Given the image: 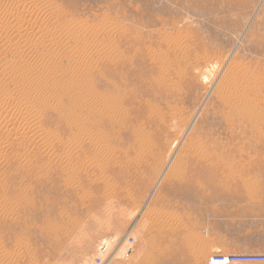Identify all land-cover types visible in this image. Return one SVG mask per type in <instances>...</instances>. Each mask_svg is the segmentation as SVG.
I'll list each match as a JSON object with an SVG mask.
<instances>
[{"label":"rangeland","instance_id":"374dc122","mask_svg":"<svg viewBox=\"0 0 264 264\" xmlns=\"http://www.w3.org/2000/svg\"><path fill=\"white\" fill-rule=\"evenodd\" d=\"M0 21V100L17 98L15 68L31 100L51 89L36 132L0 102V125L15 121L0 127V264H87L111 240L108 264L264 256V0H0ZM205 60L225 61L209 80Z\"/></svg>","mask_w":264,"mask_h":264},{"label":"bare ground","instance_id":"6f19581e","mask_svg":"<svg viewBox=\"0 0 264 264\" xmlns=\"http://www.w3.org/2000/svg\"><path fill=\"white\" fill-rule=\"evenodd\" d=\"M261 1H262V0H260V2H261ZM46 5H47V4H46ZM4 6H7V4L4 5ZM2 11H3V10H2ZM16 13H18V12L16 11ZM2 14H3V13H2ZM22 14H23V13H22ZM3 16H4V15H3ZM1 18H2V17H1ZM16 18H17V17H16ZM25 18H26V17H25ZM7 19H8V18H7ZM17 19H18L19 21H21L19 18H17ZM4 20H5V19H4ZM18 20H17V21H18ZM11 21H12V20H11ZM14 21H15V20H14ZM0 22H2V21H0ZM15 22H16V21H15ZM3 24H4V22H3L2 24H0V31L3 32L4 34H5V33L8 34V33H9V30H10L9 28H11V27H8L7 25L4 26ZM5 24H8V23H5ZM14 28H15V27H14ZM11 29H12V28H11ZM17 30H18V29H17ZM14 31H15V30H13V32H14ZM16 32H18V31H16ZM64 32H66V31H64ZM67 32H68V31H67ZM67 32H66V33H67ZM22 33H23V32H22ZM22 33H21V34H22ZM6 34H5V36L3 35L4 38L7 36ZM11 34L13 35V33H11ZM18 34H19V33H18ZM19 35H20V34H19ZM9 36H10V37H13V36H11V35H9ZM15 36H16L15 39H19V38H17L18 35H15ZM20 36H22V35H20ZM0 38H1V37H0ZM7 38H8V37H7ZM187 38H188V37H187ZM2 39H3V38H2ZM5 40H6V39H5ZM177 40H179V39H177ZM3 41H4V40H3ZM8 41H10V40L8 39ZM47 41H48V40H47ZM181 41H182V39H181ZM11 42H13V41L11 40ZM48 42H49V41H48ZM179 42H180V41H179ZM18 43H19V42H18ZM176 43H177V42H175V45H178V44H176ZM180 43H182V42H180ZM183 43H186V42H183ZM187 43H188V42H187ZM2 44H3V43H2ZM6 44H8V43H6ZM6 44H5V45H6ZM10 45H11V44H10ZM17 45H19V44L15 43V46H17ZM45 45H46V44H45ZM83 45H84V44H83ZM173 45H174V44H173ZM175 45H174V46H175ZM180 45H181V44H180ZM185 45H186V44H185ZM0 46H1V45H0ZM85 46H86V44H85ZM174 46H173V47H174ZM182 46H184V45H182ZM13 47H14V43H13L12 48H13ZM83 47H84V46H83ZM18 48H19V47H18ZM85 48H86V47H85ZM185 48H187V46H184V48L182 47V50L185 49ZM188 48H189V47H188ZM188 48H187V49H188ZM13 49H14V48H13ZM72 49H73V48H72ZM171 49H172V48H171ZM177 49H179L178 46H177ZM23 50H24V49H23ZM182 50H181V53H182ZM185 50H186V49H185ZM15 51H17V50L14 49V52H15ZM19 51H20V50H19ZM84 51H86V50H84ZM186 51L188 52V50H186ZM12 52H13V50H12ZM23 53H24V52H23ZM174 53H176V52L174 51ZM177 53H178V52H177ZM184 53H185V52H183V54H184ZM14 54H15V53H14ZM19 54H20V53H19ZM19 54H17V55H19ZM183 54H182V56H183ZM228 54H229V53H228ZM15 55H16V54H15ZM17 55H16V56H17ZM50 55H51V54H50ZM185 55H187V54L185 53ZM185 55H184V56H185ZM195 55H196V54H195ZM22 56H23V55H22ZM12 57H13V56H12ZM17 57H18V56H17ZM56 57H57V56H56ZM165 57H166V56H165ZM180 57H181V56H180ZM202 57H203V56H202ZM79 59H80V58H79ZM166 59H167V57H166ZM175 59H176V58H175ZM183 59H185V58H183ZM183 59H182V60H183ZM11 60H12V59H11ZM177 60H178V59H177ZM7 61H8V63L10 62L9 60H7ZM21 61H22V60H21ZM167 61H168V60H167ZM175 61H176V60H175ZM175 61H174V62H175ZM183 61H184V60H183ZM222 61H223V60H222ZM222 61H218V64H217V62H215V61H214V62H213V61H208V62H206V60H205L206 63H205V65H204V69L202 70V75H200V76H201V79H202V77H204V78H206V79L209 80L208 77H209V75H211L212 71H213V73H214V70H215V71L218 70V72H219V70L222 68V65H221V64H223V63H219V62H222ZM12 62H13V61H12ZM24 62H25V61H24ZM24 62H23V63H24ZM41 62H42V61H41ZM223 62H225V61H223ZM5 63H7V62H5ZM21 63H22V62H21ZM25 63H26V62H25ZM34 63H35V62H34ZM168 63H169V62H167V64H168ZM188 63H189V62H188ZM13 64H14V63H13ZM10 65L13 66L12 64H10ZM227 65H228V64H227ZM235 65H236V64H235ZM15 66H16V67L18 66L17 63H16ZM20 66H21V65H20ZM187 66H188V65H187ZM191 66H192V65H191ZM199 66H200V65H199ZM232 66H233V65H232ZM27 67H31V66H27ZM168 67H169V64L167 65L166 68H168ZM192 67H193V66H192ZM25 68H26V67H25ZM32 68H33V67H32ZM88 68H89V67H88ZM162 68H163V67H162ZM169 68H170V67H169ZM197 68H198V67H197ZM218 68H219V69H218ZM231 68H232V67H231ZM233 68H234V67H233ZM233 68H232V69H233ZM235 68H237V66H235ZM235 68H234V69H235ZM8 69H9V68H8ZM11 69H14V67L11 68ZM86 69H87V68H86ZM160 69H161V68H160ZM163 69H164V68H163ZM200 69H202V68L200 67ZM3 70H4V68H3ZM3 70H2V72H3ZM29 70H30V69H29ZM195 70H196V69H195ZM197 70H198V69H197ZM224 70H225V69H224ZM229 70H230V69H229ZM236 70H237V69H236ZM27 71H28V69H27ZM33 71H34V70H33ZM163 71H164V70H163ZM198 71H199V70H198ZM226 71H227V72H230V71H228V70H226ZM232 71H233V70H232ZM4 72H7V71L5 70ZM86 72H87V71H86ZM164 72H166V71H164ZM223 72H224V71H223ZM233 72H234V71H233ZM233 72H230L229 75H231V73H232V75H234V74H236V73H238V74L240 73V74H241L242 71H241V72H240V71H239V72L235 71L236 73H234V74H233ZM244 72H245V71H244ZM244 72H243V74H245ZM162 73H163V72H162ZM199 73L201 74V71H199ZM199 73H198V74H199ZM246 73H247V72H246ZM5 74H7V73H5ZM27 74L29 75V73H27ZM27 74L24 73L23 68H22V69H20V68H15L14 70L10 71V72H9V75H8L9 78L11 79L10 81H12V83H13V82H14V83H17V84L15 85V88L17 89V95H16L17 98H15V99H14V98L11 99L12 97L10 96V97H11V98H10V101H7V100L9 99V97H8L7 100H4L5 98H4V99H1V100L4 101V102L6 101V102L4 103V106L6 105V111H8V114H9V112H11V113L13 112L12 115H13L14 113H16V116H17L16 118L18 119V122H20V123H19L20 126H21V124H22L23 129H24L25 131H27V130H31V131L36 132L37 129H38V126H37L38 122L35 123V122L33 121V119H32L33 117L31 118V115L33 114V113L31 114V110H32V108L34 107V105L36 104V102L38 101L39 96H43L44 94H46L48 88H47V89L39 88V89H36L35 91L32 90V88H31L30 90L33 91V93L31 92V93L33 94L32 96H33V98L35 97L34 99L32 98L33 100H31V99L29 98V96H28V92L25 91L26 89H28V88H26V87H27V86L25 85L26 83H25V84H24V83H21V82L18 83L19 81L15 82V78H16V77H22V78L25 79ZM163 74H165V73H163ZM225 74H227V73H225ZM225 74H224L225 79H226V77H228V79H229V75H225ZM238 74H237V75H238ZM240 74H239V75H240ZM212 75H213V74H212ZM216 75H218V74H216ZM216 75H215V77H216ZM232 75H231V76H232ZM83 76H84V75H83ZM224 76H223V77H224ZM234 76H235V75H234ZM248 76H249V74H248ZM248 76L246 75L245 77H244V76H240V77L247 78ZM84 77H85V76H84ZM236 77H237V76H236ZM236 77H234V78L237 80ZM9 78H8V79H9ZM22 78L19 79V80H22ZM82 78H83V77H82ZM82 78H80V79H78V80L75 79V83H76V84H79L81 81H83ZM234 78H233V79H234ZM17 79H18V78H17ZM17 79H16V80H17ZM206 79H204V81H206ZM225 79H224V80H225ZM235 79H234V81H235ZM238 79H240V78L238 77ZM25 80H27V79H25ZM30 80H31V79H30ZM212 80H213V79H212ZM219 80H220V81H219ZM224 80H223V81H224ZM226 80H227V79H226ZM31 81H32V80H31ZM210 81H211V80H210ZM218 81H219L220 83L222 82L221 79H218ZM243 81H245V80H243ZM1 82H3V81H1ZM1 82H0V83H1ZM25 82H27V81H25ZM32 82H34V81H32ZM36 82H37V81H36ZM69 82H70V81H69ZM232 82H233V80H232ZM56 83H57V82H56ZM56 83H55V84H56ZM216 83H217V82H216ZM222 83H223V82H222ZM228 83H230V81H229ZM234 83H235V82H233L231 86H233ZM238 83H239V82H237V85H238ZM241 83H243V82H241ZM254 83H255V82H254ZM69 84H71V83H69ZM239 84H240V83H239ZM6 85H7V84H6ZM27 85H28V82H27ZM37 85H38V84H37ZM41 85H42V84H41ZM57 85H59V83H58ZM57 85H55V88H56V87L58 88ZM64 85L66 86V84H64ZM240 85H241V84H240ZM240 85H239V86H240ZM4 86H5V85H4ZM44 86H45V84H44ZM46 86H47V85H46ZM60 86H61V84H60ZM239 86H238V87H239ZM243 86H244V84L242 85V87H243ZM245 86L247 87V85H245ZM32 87H33V86H32ZM39 87H40V86H39ZM42 87H43V86H42ZM48 87H49V86H48ZM61 87H62V86H61ZM61 87H60V88H61ZM68 87L70 88L71 86H67V88H68ZM176 87H177V86H176ZM223 87H227V86H224V84H223ZM233 87H234V86H233ZM6 88H8V85L6 86ZM6 88H5V89H6ZM34 88H35V86H34ZM55 88H54V89H55ZM57 88H56V89H57ZM60 88H59V89H60ZM64 88H65V87H64ZM67 88H65V90H63V89H60V90H63V91L65 92L64 94H66V90H67ZM227 88H229V87H227ZM234 88H236V84H235V87H234ZM234 88H233V91H234ZM240 88H241V87H240ZM244 88H245V87H244ZM249 88H250V87H249ZM254 88H255V87H254ZM223 89H224V88H223ZM223 89H222V90H223ZM245 89H246V88H245ZM247 89H248V87H247ZM252 89H253V88H252ZM3 90H4V89H3ZM9 90H10V89H9ZM28 90H29V89H28ZM50 90H51V89H48V91H50ZM52 90H53V89H52ZM57 90H58V89H57ZM60 90H59V92H60ZM70 90H71V89H70ZM222 90H221V91H222ZM231 90H232V89H231ZM231 90H230V91H231ZM248 90H250V89H248ZM253 90H254V89H253ZM24 91L27 92V94H26ZM67 91H68V93L70 92L69 89H68ZM218 91H219V90H218ZM223 91H226V90H223ZM223 91H222V92H223ZM228 91H229V89H228ZM228 91H227V92H228ZM236 91H237V90H235V93H233V92H230L231 94L229 93V94L231 95V97H230L231 99H229V100H231L230 102H232L231 105L233 106V103H237V104H238V106H237L238 108H239V107H241V109L244 108L243 110L247 109V106L249 105V103H248V105H247V101H248V100L251 101L252 98H251V97H247V96H245L244 93L242 94L243 91H242V92H239V91H241V89H240L238 92H236ZM244 91H245V90H244ZM251 91H252V90H251ZM254 91H256V89H255ZM2 92H4V91H2ZM5 92H6V91H5ZM10 92H11V91H10ZM55 92H56V91H55ZM61 92H62V91H61ZM227 92H225V93H227ZM246 92H247V91H246ZM52 93L54 94L53 91H52ZM52 93H51V94H52ZM217 93H218V92H217ZM217 93H216V94H217ZM219 93H220V92H219ZM219 93H218V94H219ZM250 93H251V92H250ZM254 93H255V92H254ZM254 93H253V94H254ZM0 94H1V92H0ZM18 94H19V96H18ZM48 94H49V93H48ZM60 94H61V93H60ZM62 94H63V93H62ZM69 94H70V93H69ZM247 94H248V93H247ZM9 95H10V94H9ZM34 95H35V96H34ZM56 95H57V94H56ZM221 95L223 96V94H221ZM227 95H228V94H227ZM227 95L225 96V98L228 100L229 97H227ZM4 96H5V95H4ZM6 96H7V95H6ZM46 96H47V95H46ZM49 96H52V95L49 94ZM57 96H58V95H57ZM206 96H207V95H206ZM218 96H219V95H218ZM222 96H221V97H222ZM250 96H251V95H250ZM256 96H257V94H256ZM73 97H74V96H73ZM221 97H218V98H221ZM50 98L54 99L55 97H54V98H53V97H49V100H50ZM77 98H78V96H77ZM248 98H250L251 100L248 99ZM41 99H42V98H41ZM1 100H0V102H2ZM45 100H47V98H46ZM54 100H55V99H54ZM56 100H57V99H56ZM221 100H223V99L221 98ZM227 100H225V101H227ZM43 101H44V99H43ZM38 102H39V101H38ZM92 102H93V101H91V103H92ZM97 102H98V101L96 100V102H94V103H97ZM220 102H221V101H220ZM43 103H44V102H43ZM46 103H48V102L46 101L45 104H46ZM49 103H50V102H49ZM49 103H48V104H49ZM91 103L89 102L88 105H84V104H78V105H79L80 108L84 107V108L82 109V111H86V113H87V112H93V111L95 112V111H98V110L96 109L97 104H93V103L91 104ZM98 103H99V102H98ZM106 103H108V102H106ZM110 103H111V102H110ZM0 104H1V103H0ZM39 104H41V103H39ZM227 104H228V103H227ZM46 105H47V104H46ZM98 105H100V103H99ZM101 105H102V103H101ZM106 105H107V104H106ZM111 105H112V104H109V106H111ZM116 105H117V104H116ZM4 106H3V107H4ZM49 106H50V105H49ZM60 106H62V103H61ZM60 106H59V107H60ZM117 106H118V105H117ZM235 107H236V105H235ZM235 107H234V108H235ZM248 107H249V106H248ZM0 108H1V107H0ZM111 108H114V106H113V107L111 106ZM224 108H225V107H224ZM250 108L253 109L252 107H249L248 110H250ZM66 109H67V108H65L63 111H65ZM98 109H99V107H98ZM115 109H117V108H115ZM118 109H119V108H118ZM235 109H236V108H235ZM241 109H240V111H241ZM257 109H258V108H257ZM0 110H1V109H0ZM113 110H114V109H113ZM119 110H120V109H119ZM119 110H118V111H119ZM243 110H242V111H243ZM255 110H256V109L254 108V112L256 113ZM2 111H3V110H2ZM257 111H258V110H257ZM34 112H36V111H34ZM70 112H71V111H70ZM119 112H120V111H119ZM119 112L116 111V114L119 113ZM234 112H235V111H234ZM237 112H239V111H237ZM248 112H249V111H248ZM250 112H251V111H250ZM250 112H249V113H250ZM254 112H253V113H254ZM3 113L5 114V112H3ZM3 113H1V114L3 115ZM11 113H10V114H11ZM239 113H240L241 115H242V114H245V112H244V113L239 112ZM1 114H0V115H1ZM116 114H113L112 116H114V115H116ZM120 114H121V113H119V115H120ZM247 114H248V113H246V115H247ZM250 114H251V113H250ZM6 115H7V114H6ZM236 115H237V114H236ZM241 115L238 114V116H241ZM3 116H4V115H3ZM10 116H11V115H10ZM10 116H9V117H10ZM242 116H243V115H242ZM4 117H5V116H4ZM13 117H14V116H13ZM2 118H3V117H2ZM6 118H7V117H6ZM35 118H36V117H35ZM237 118H239V117H237ZM8 119H9V118H8ZM8 119H6V120H7L6 123L3 124V125H0V127L6 129V128L9 127V126H13V123L15 122L14 119H13L12 117H11L9 120H8ZM72 119H73V118H72ZM113 119H114V118H113ZM125 119H126V118H125ZM187 119H189V118H187ZM243 119H244V118H243ZM119 120H122V118L119 119ZM178 120H179V119H178ZM178 120H176V121L178 122ZM247 120H248V119H247ZM2 121H3V120H2ZM179 121L181 122V120H179ZM248 121H249V120H248ZM120 122H121V121H120ZM174 122H175V120H173V123H174ZM180 122H179L178 124L175 122L174 124H177V125H174V126L177 128V127L179 126ZM85 123H86V122H84V123H83V122H79V123H77V126L79 127L78 129L81 130V131H84V130L87 128V125H86ZM122 123H123V122H122ZM16 124H17V123H16ZM181 124H182V123H181ZM192 124H193V123H192ZM170 125H171V129L174 128V127H172L173 124H170ZM190 125H191V124H190ZM182 126H183V124H182ZM182 126H181V127H182ZM8 129H9V128H8ZM8 129H6V131H7ZM41 129H42V128H41ZM83 129H84V130H83ZM174 129H175V128H174ZM249 129H250V128H249ZM21 130H22V128H21ZM87 130H88V129H86V132H87ZM172 130H173V129H172ZM187 130H188V127H187L186 130H184V132H183V128L180 129V127H179V131L183 132L184 134H185V132H186ZM8 131H9V130H8ZM12 131H13V130H12ZM12 131H11V132H12ZM179 131H178V132H179ZM13 132H14V131H13ZM23 132H24V131H23ZM178 132H177V133H178ZM181 132H180V133H181ZM5 133H6V132H5ZM37 133H38V132H37ZM49 133H51V132H49ZM49 133H47V134H49ZM23 134H24V133H23ZM51 134H52V133H51ZM86 134H87V133H86ZM19 135H20V133H19ZM26 135H27V134H26ZM45 135H46V134H45ZM180 135H182V134H180ZM11 136H12V135H10V137H11ZM23 136H24V135H23ZM50 136H51V135H50ZM85 136H86V135H85ZM87 136H88V135H87ZM87 136H86V138H87ZM90 136H91V135H90ZM142 136H144V135H142ZM147 136H148V135L146 134V136L142 138V141H141V142H145V141H143V140H144V139L147 140V139H148ZM182 136H183V135H182ZM13 137H14V136H13ZM19 137H20V136H19ZM26 137H27V136H26ZM44 137H45V136H44ZM80 137H81V136H80ZM146 137H147V139H146ZM177 137H178V136H177ZM177 137H176V138H177ZM47 138H49L48 135H47ZM53 138H55L54 140H56V142L59 141V139L56 138V136H53ZM53 138L51 137V140H52ZM81 138H82V137H81ZM81 138H79L78 140L80 141ZM84 138H85V137H83V139H84ZM91 138H93V137L91 136ZM6 139H7V138H6ZM24 139H25V138H24ZM49 139H50V138H49ZM57 139H58V140H57ZM10 140H12V139L10 138ZM10 140H9V141H10ZM15 140H16V141H19V138H16ZM42 140H44V139H42ZM51 140H50V141H51ZM54 140H53V141H54ZM176 140H177V139H176ZM1 141H2V140H1ZM7 141H8V139H7ZM7 141H6V142H7ZM53 141H52L51 144H54ZM90 141H93V142H95L96 144H97V142H98L97 140H90ZM183 141H184V140H183ZM48 142H49V140H48ZM81 142H82V141H81ZM181 142H182V141H181ZM10 143H11V142H10ZM13 143H14V142H13ZM17 143H18V142H17ZM61 143H63V142H61ZM76 143H78L77 140H76ZM90 143H91V142H90ZM98 143H99V142H98ZM173 143H174V142H173ZM175 143L178 144V141L175 142ZM191 143H193V142H190L189 144H191ZM27 144H28V143H27ZM47 144H49V143H46V145H47ZM51 144H49V145H51ZM74 144H75V143H74ZM79 144H80V143H79ZM93 144H94V143H93ZM96 144H94V146H96ZM142 144H143V143H142ZM144 144H146V143H144ZM144 144H143V145H144ZM179 144H180V143H179ZM183 144H184V143H183ZM186 144H187V143H186ZM194 144H196V143H194ZM197 144H198V143H197ZM5 145H6V144L4 143V141H3V142H0V149H1L3 146H5ZM8 145H9V142H8ZM10 145H11V144H10ZM99 145H100V144H98L97 147H98ZM140 145H141V144H140ZM172 145H173V144H172ZM181 145H182V144H181ZM181 145H180V146H181ZM184 145H185V144H184ZM184 145H183V146H184ZM51 146H52V145H51ZM51 146H50V147H51ZM73 146H74V145H73ZM73 146H72V147H73ZM89 146H90V145H89ZM94 146H93V147H94ZM190 146H191V145H190ZM193 146H194V145H193ZM5 147H7V146H5ZM5 147H4V148H5ZM10 147H11V146H10ZM66 147H67V146H66ZM99 147H100V146H99ZM145 147H146V146H144V150H145ZM172 147H173V146H172ZM172 147H170V148H172ZM175 147H176V146H175ZM175 147H174V148H175ZM187 147H188V146H187ZM191 147H192V146H191ZM191 147H190V148H191ZM48 148H49V147H48ZM70 148H71V147H70ZM190 148H189V149H190ZM100 149H101V147H100ZM100 149H99V150H100ZM108 149H109V148H108ZM172 149H173V148H172ZM183 149H184V148H183ZM191 149H192V148H191ZM95 150H96V149H95ZM99 150H98V151H99ZM106 150H107V149H106ZM141 150H142V148H141ZM147 150H148V149H147ZM169 150H171V149H169ZM4 151H5V150H4ZM4 151H3V152H4ZM100 151H104L103 148H102ZM109 151H110V153H112V151H111L110 149H109ZM172 151H173V150H172ZM172 151H170V152H172ZM181 151H182V150H181ZM183 151H184V150H183ZM178 152H179V151H178ZM178 152H176V153H178ZM99 153H100V152H99ZM104 153H105V152H104ZM106 153H107V152H106ZM181 153H182V152H181ZM100 154H101V153H100ZM171 154H172V153H171ZM68 155H69V154H68ZM97 155H98V153H97ZM102 155H103V154H102ZM102 155H101V156H102ZM105 155H106V154H105ZM111 155H114V154L112 153ZM167 155H168V154H167ZM178 155H180V154H178ZM95 156H96V155H95ZM107 156H108V155H106V157H107ZM180 156H181V155H180ZM96 157L98 158V156H96ZM102 157H104V156H102ZM181 157H182V156H181ZM204 157H205V156H204ZM112 158H113V157H111V159H112ZM169 158H170V157H169ZM171 158H172V156H171ZM101 159H105V158H101ZM106 159H109V158H106ZM111 159H109V160H111ZM113 159H114V158H113ZM172 159H173V158H172ZM172 159H171V160H172ZM0 160H1V159H0ZM68 160H71V158L69 157ZM97 160H98V159H97ZM168 160H170V159H168ZM175 161H176V159H175L173 162H175ZM96 162H97V161H96ZM98 162H99V161H98ZM98 162H97V164H98ZM99 163H100V162H99ZM182 163H183V161H182ZM167 164H168V163H167ZM169 166H170V165H169ZM181 172H182V170H181ZM163 175H164V171H163V172L161 173V175L159 176L157 182L155 183V186L159 183V181H160V179H161V177H162ZM111 185H112V184H111ZM155 186H153V187L155 188ZM154 188H153V190H154ZM108 189H109V187H108ZM153 190H152V192H153ZM143 208H144V207H143ZM148 209H149V208H148ZM138 210H139V209H138ZM143 210H144V209H143ZM144 211H145V210H144ZM150 211H151V210H150ZM137 212H138V211H137ZM145 212H146V211H145ZM151 213H152V212H151ZM136 214H137V213H136ZM136 214H135V216H136ZM146 215H147V214H146ZM148 215H149V214H148ZM143 216H144V215H143ZM149 216H150V215H149ZM129 217H130V216H129ZM154 217H155V216H154ZM130 218H131V217H130ZM149 218H150V217H149ZM138 219H139V217H138ZM154 219H155V218H154ZM163 220H165V219H163ZM156 221H157V220H156ZM135 223H136V222H135ZM156 223H157V222H156ZM128 224H129V223H128ZM150 224H151V223H150ZM165 224H166V223H165ZM159 225H160V223H159ZM127 229H128V228H127ZM126 234H127V233H126ZM120 239H121V238H120ZM113 241H114V240L108 241V243L106 244V247L109 246V245H114L115 242H113ZM116 242H117V241H116ZM117 244H118V243H117ZM124 245H126V243H124ZM126 246H127V245H126ZM106 247H105V248L103 247V249H100V251H98L102 257H105V256L109 253V251H110V250H108ZM127 247H128V246H127ZM113 248H114V247H113ZM121 250H122V249H121ZM123 250H124V249H123ZM121 252H122V251H121ZM196 252H197V251H196ZM115 253H116V251H113V253H112L111 256H113ZM100 255H99V256H100ZM109 255H110V254H109ZM195 255H196V254H195ZM197 256H198V255H197ZM195 259H196V257H195ZM108 260H109V259H108ZM196 262H197V261H196ZM208 264H229V263H228V257H226V256H222V257H220V259H218V258L216 259V258H214V257H213V258H212V257H209V258H208Z\"/></svg>","mask_w":264,"mask_h":264},{"label":"built area","instance_id":"2783aa9c","mask_svg":"<svg viewBox=\"0 0 264 264\" xmlns=\"http://www.w3.org/2000/svg\"><path fill=\"white\" fill-rule=\"evenodd\" d=\"M131 240L129 244L133 243V238L129 237ZM228 263H264V256H242L235 258H228ZM87 264H108L105 257L95 256Z\"/></svg>","mask_w":264,"mask_h":264}]
</instances>
